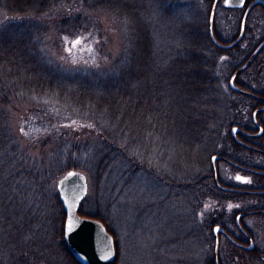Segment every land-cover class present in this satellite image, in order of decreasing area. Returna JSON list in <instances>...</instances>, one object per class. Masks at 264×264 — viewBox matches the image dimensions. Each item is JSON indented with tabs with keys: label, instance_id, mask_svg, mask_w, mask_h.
<instances>
[{
	"label": "trees",
	"instance_id": "trees-1",
	"mask_svg": "<svg viewBox=\"0 0 264 264\" xmlns=\"http://www.w3.org/2000/svg\"><path fill=\"white\" fill-rule=\"evenodd\" d=\"M166 1L0 0L4 16L0 21V264H79L64 240L66 214L57 181L68 171L78 170L99 184L118 170L120 160L129 175L147 171L153 144H145L141 136L164 114L177 123V134L188 138L196 133L217 138L225 127L227 133L217 142L215 153L237 163L244 161L243 148L229 129L252 128L257 103L232 91L228 82L264 40V7H253L241 40L222 51L191 19L197 2L209 8V18L214 0H177L182 10H155L166 9ZM221 1L212 30L220 42L230 43L239 36L243 14L253 0H245L242 8H226ZM75 6L102 9L120 26L121 50L109 67L68 69L46 52V21L56 10L63 11L57 22L61 33L87 30L88 24L80 23L81 15L66 14ZM246 72H251V82L243 79ZM235 81L264 96V47ZM15 101L51 110L64 105L66 113L85 120L89 136L75 140L61 136L51 151L33 157L20 148L10 129L9 106ZM258 117L264 120V113ZM136 120L141 124L134 134ZM92 128L95 135L90 133ZM185 187L198 200H214L213 209L210 206L204 216L210 214L208 223H223L221 216L229 214L226 192L203 176ZM78 213L105 225L114 238V264H118L117 236L110 221L84 210L82 202ZM206 262L212 264V259Z\"/></svg>",
	"mask_w": 264,
	"mask_h": 264
},
{
	"label": "rangeland",
	"instance_id": "rangeland-1",
	"mask_svg": "<svg viewBox=\"0 0 264 264\" xmlns=\"http://www.w3.org/2000/svg\"><path fill=\"white\" fill-rule=\"evenodd\" d=\"M178 3L177 0H167L164 3L166 9L155 10H182ZM169 6L175 7L167 9ZM74 8L66 10V14L81 15L80 23L88 24L87 30L75 35L61 33L57 22L63 11L56 10L55 16L46 21V52L60 66L68 69L109 67L121 50L120 26L102 9ZM208 9L198 2L191 8L192 21L206 32ZM2 20L4 16L0 12ZM208 48L211 54L215 53L213 48ZM249 78L251 82V72L244 73L243 79L247 81ZM64 107L51 110L36 103L15 101L11 104L10 129L20 148L33 157H39L41 151H51L63 138L75 140L89 136L86 135L85 120L66 113ZM155 122L149 124L151 130L148 134L141 136L145 144H153L147 171L129 175L121 168L120 160L121 166L104 182L94 184L85 175L87 193L82 208L104 215L112 224L118 242V264H207L206 260L212 259L213 244L212 234L205 226L211 217L210 214L205 215L206 218L200 221L197 209L202 204L200 215L204 216L206 211L209 212L208 205L212 200L196 199L185 184L202 176L212 179L210 157L216 154L217 142L228 129L223 127L221 136L217 138L209 134L197 136V133L196 137L188 138L177 134L179 127L168 120V114L156 118ZM140 124L137 120L132 124L135 125L134 134ZM90 133L95 135V130L90 129ZM215 166L222 183H236L234 178L241 175L240 171L223 161H216ZM110 198H114L112 204L108 203ZM241 206V203L237 205Z\"/></svg>",
	"mask_w": 264,
	"mask_h": 264
},
{
	"label": "flooded vegetation",
	"instance_id": "flooded-vegetation-1",
	"mask_svg": "<svg viewBox=\"0 0 264 264\" xmlns=\"http://www.w3.org/2000/svg\"><path fill=\"white\" fill-rule=\"evenodd\" d=\"M245 90L264 99V96L256 91ZM252 99L257 103L251 114L252 128H242L245 133H237L236 139L230 135L243 148L244 161L237 163L228 158L227 161L218 160L240 171L241 175L234 178L236 183H222L217 175L219 183L227 188L223 191L229 197L226 202L229 214L221 216L223 223H207L205 226V229L208 226L212 234V264H215V226L222 229L217 231V264H264V120L258 117L264 110L255 115L261 132L253 120V113L263 108L264 104ZM214 203V200L209 202L211 210ZM239 203L242 204L241 207H237ZM199 218L201 221L206 217L199 214Z\"/></svg>",
	"mask_w": 264,
	"mask_h": 264
},
{
	"label": "water",
	"instance_id": "water-1",
	"mask_svg": "<svg viewBox=\"0 0 264 264\" xmlns=\"http://www.w3.org/2000/svg\"><path fill=\"white\" fill-rule=\"evenodd\" d=\"M244 1L245 0H224L223 4L227 8H241L244 5ZM217 3L218 0H214L210 10L207 26L208 37L215 46L222 49H229L241 40L244 31V24L250 11L256 5H262L264 7V0H253L246 7L241 21L239 36L233 42L228 44L219 42L212 30V22ZM263 47L264 40H262V42H260L254 49L247 61L231 75L228 87L232 91L248 95L264 104L263 98L250 91L242 89L235 83L236 77L251 64ZM262 110H264V107L253 113V120L256 125L257 122L255 121V115L258 111ZM257 127L261 132V128L258 125ZM229 133L236 139L237 133L245 132L239 126H233L230 128ZM218 160L227 161V159L221 155H212L210 157L211 176L214 184L218 188L227 190V188L219 183L217 178L215 162ZM56 188L66 214L64 222V240L72 256L79 264H113L116 258V248L112 234L106 229L105 225L100 220L83 217L78 213L80 203L83 201L87 193V180L85 174L77 170H70L57 181ZM217 231H222V229L219 226H215L213 229L216 242L214 253L215 264H217Z\"/></svg>",
	"mask_w": 264,
	"mask_h": 264
}]
</instances>
